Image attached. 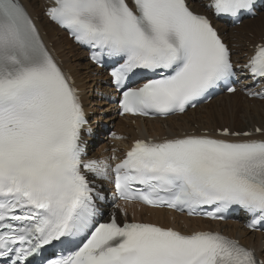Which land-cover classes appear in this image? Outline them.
Returning a JSON list of instances; mask_svg holds the SVG:
<instances>
[{"label":"snow or ice","instance_id":"obj_1","mask_svg":"<svg viewBox=\"0 0 264 264\" xmlns=\"http://www.w3.org/2000/svg\"><path fill=\"white\" fill-rule=\"evenodd\" d=\"M257 7L258 0H46L43 11L92 63L110 66L121 115L166 118L217 90L235 93L241 73L264 82V38L239 65L213 25L237 23ZM248 95L264 99V91ZM87 124L78 88L22 0H0V264H264L217 231L121 224L115 214L102 222L104 196L94 182L108 180L116 199L189 217L223 220L238 208L248 229L264 231V127L136 139L113 165L86 158Z\"/></svg>","mask_w":264,"mask_h":264},{"label":"bare ground","instance_id":"obj_2","mask_svg":"<svg viewBox=\"0 0 264 264\" xmlns=\"http://www.w3.org/2000/svg\"><path fill=\"white\" fill-rule=\"evenodd\" d=\"M41 1L43 3V0H22V3L25 5L27 10L30 12V14L32 16L36 17L35 23H36L39 31L42 32V35H41L42 39L46 42L52 41V40L54 41L51 45L55 50L56 57H58L63 68H66L67 71L70 72L75 84L81 89V94H82L81 100L84 101V104L86 102H88L87 101L88 100L87 92L92 87H95L96 91H98L100 89L102 92H105L103 95H101V97L103 96L106 100H108V97H106V96L108 95L109 87L107 86V81L105 80L106 75L104 74V72L102 70L92 66V64L89 63L88 61H85L84 66L81 64L83 67L86 68V70L83 73L81 71L82 66L79 63H77V61L74 62L72 58L69 59V55L73 56L75 58H86V57H85V53L83 50H80L76 45H74L73 43L68 41L64 37V35L62 34V31H60L53 23L48 21L44 15L40 14V5L42 4ZM197 10H202V9H197ZM259 16H257L258 18L254 17L252 19L246 20L243 23L244 26L241 27L242 29L239 32L236 30L237 27L236 28H229L226 25H223L218 21L215 22V25L218 27L220 33L222 34V36L226 40H228V38H230V39H232L231 40L232 42L238 43V47H237L238 49H244V46H243L244 44L242 41H246V42H248V44H251V43L253 44L256 41L261 40L262 36L264 35V12L260 13ZM250 32L253 33L254 37H251V36L247 37L246 36V33L249 34ZM57 34L59 35L58 37L56 36ZM62 49H63V51H62ZM57 50L60 53V55L58 54ZM247 50L248 49L245 48L243 51H247ZM67 54H69V55H67ZM60 56L62 58H60ZM93 72H100L98 77H100L102 75V77H100V78H102L105 81V86L100 87L99 82L96 83L95 80L92 81L93 85L91 83L88 84L86 82L87 78ZM96 78L97 77H94V79H96ZM235 93L223 94L219 97H216L215 99H213V101H210L207 104H203V105L196 107L195 110H193V109L187 110V112L185 114L174 115L171 117H167L165 119H161V118L140 119L138 117H135L134 121H133L134 126L129 124L131 122V119H129L127 117H118V116H115L114 113H112V115H109V117H110L109 119H112V118L116 119L115 121H113V123L115 122L114 124L116 125V127L118 129H120V132L124 133L121 140L119 139L120 141H118V139L117 140L115 139L116 141L115 140L114 141L115 142L118 141L117 144L122 146V145H127L129 139L134 137V136L135 137L159 136V138H162L164 135H166V137L179 136V135H182V132H185L187 134L189 132V130H194L195 132H198L199 129H208V130L214 131L216 128H219L223 125L210 124L207 120H203V118L200 119L201 118L200 113H201L202 109H205L211 103L217 102L218 105L220 106V108H216L213 105L214 106L212 108L213 111H215L216 113H219V114L231 113V108H234L237 105L236 99L234 98ZM229 95H231L230 99H228ZM223 98L226 99L224 104H222ZM244 99H246V102H244L245 104L248 102H253L255 104V106L245 108V110L243 112L238 114V118L240 120H242V122H243L242 126L235 127V125H231V126L229 125L227 127H230L234 130H253L255 128V126L264 127V123H261V122H264L261 120L262 119L261 116L264 114L262 111L263 108L261 109V107L259 108L256 106V104L259 106L261 101H259V100H254V101L248 100V98H245V97H244ZM224 105L228 106V111H229L228 113L226 111L223 112L225 109H223L221 107ZM246 105L249 106V103ZM87 108L88 107L86 106L85 110ZM94 110H95V108H94ZM205 111H207V109L204 110V113H205ZM191 113H195L197 116L191 120L192 122L189 123L190 119L188 117V114H191ZM208 116H209V114H208ZM224 117L225 116H223V118ZM212 119H214V118H212ZM92 120L94 121V117H92ZM161 122H163L167 126L165 128L162 127ZM192 123H196L197 125L194 127V125H192ZM224 123H226V121ZM110 140H112V139H110ZM107 144L108 143H103V145H106V146H107ZM91 145H92V142H91V139H89L88 157L95 155V153L92 152V150H90ZM114 152H115V153H113L114 156H118L120 153L119 150H115V149H114ZM104 155L108 157V153H103L101 156H104ZM104 161H106V158ZM99 180H100V182H103V183L105 182L104 179H99ZM132 208H133L132 211L134 214L138 213L140 216L144 215V217H142V219L156 221V222H159L160 224H163V225L169 224L168 219L165 218L169 214V212H167V211L159 210L158 208H152L151 209V208L141 207L139 209V212H137L135 210V206H132ZM173 217L178 218V219L181 218L182 222L184 224H186V226L188 228L189 227H193V228H196V227L223 228L224 231H227L229 234L235 236L242 243H246V244H249L252 247H254L257 254L259 256H262L264 259V235H261L258 233L247 232V230H245L244 228H242L241 230L238 231L237 226H236L237 223H233V222H224V223L211 222V221L203 220L200 218H188V217H185L182 215H177V214H173ZM179 224H181V222L178 221V223H173L172 226H174L176 228H181V226Z\"/></svg>","mask_w":264,"mask_h":264},{"label":"rangeland","instance_id":"obj_3","mask_svg":"<svg viewBox=\"0 0 264 264\" xmlns=\"http://www.w3.org/2000/svg\"><path fill=\"white\" fill-rule=\"evenodd\" d=\"M43 15V14H42ZM246 24V23H245ZM57 37L59 36L58 34L56 35ZM62 51H63V49H62ZM57 52H58V50H57ZM58 54L60 55V53L58 52ZM238 54V53H237ZM67 55H69V54H67ZM60 58H62L61 56H60ZM73 59V61L74 62H76L77 61V63H79L80 65L82 64L83 66H84V63H85V60L83 59V58H75V57H73V56H70L69 55V59ZM75 58V59H74ZM81 65V66H82ZM82 66V68H81V71L84 73V71L86 70V68L85 67H83ZM98 75H99V73H97V72H93V73H91V75L87 78V83L88 84H92V81H94L95 80V82L97 83V82H99V85H100V87H103V86H105V83H104V81H103V79H101L100 77H102V75L100 76V77H98ZM94 77H97L96 79H94ZM93 85V84H92ZM87 95H88V107H90L91 108V110H93V112H92V116H94L95 117V124L97 125V127L98 128H96V130H98V132H100V131H102L103 130V128L105 127V126H107V123H109V121L111 120V119H109L110 117H109V115H110V113H111V105H110V102L108 101V100H105V99H103V98H101V95L99 94V92H96V89H95V87H92V89L91 90H89L88 92H87ZM231 98V96H229L228 97V99H230ZM234 98L236 99V107H234V108H231V113H228L229 111H228V106H226V105H224V106H222L221 108H223V109H225L223 112H227L228 114H219V113H216L215 111H213L212 110V108L215 106L216 108H220V106L218 105V103L216 104V103H211L209 106H207L205 109H207V111H205V113H204V110L205 109H202V111H201V118L200 119H202L203 118V120H207L210 124H217V125H235L236 127H240V126H242L243 125V122H242V120H240L239 118H238V114H240L241 112H243L244 110H245V108H248V107H251V106H255V104L253 103V102H248L249 103V106H247L246 104H248V103H244V102H246V99H244V97H242L240 94H234ZM225 101H226V99L225 98H223V103L222 104H224L225 103ZM101 103V104H100ZM214 105V106H213ZM245 105V106H244ZM99 106V107H98ZM256 106L257 107H261V109H262V111H263V113H264V101H261V103L259 104V106L256 104ZM231 107V106H230ZM94 108H95V110H94ZM233 110V111H232ZM211 114H210V113ZM260 112V111H259ZM233 113V114H232ZM205 114V115H204ZM208 114H209V116H208ZM215 114V115H214ZM203 115V116H202ZM230 115V116H229ZM91 116V117H92ZM197 115L195 114V113H191V114H188V117H189V119H190V121H189V123L190 122H192L191 120L193 119V118H195ZM213 116V117H212ZM223 116H225L224 118H223ZM219 117V118H218ZM227 117V118H226ZM207 118V119H206ZM210 118V119H209ZM212 118H214V119H212ZM221 118V119H220ZM237 118V119H236ZM261 120L262 121H264V114L261 116ZM197 119V118H196ZM220 119V120H219ZM230 119V120H229ZM211 120V121H210ZM232 120V121H231ZM113 121L114 120H112V121H110V123H111V125L109 126V129H111L112 131H115V132H119L118 130H117V128L114 126V123H113ZM217 121V122H216ZM226 121V123H224ZM231 121V122H230ZM214 122V123H213ZM223 124H222V123ZM103 123H105V125H102ZM219 123V124H218ZM238 123V124H237ZM162 124H164V123H162ZM196 123H192V125H194V126H196L195 125ZM99 125V126H98ZM167 125L165 124V127H166ZM164 127V128H165ZM117 140L118 139V141H119V139L120 138H114V140ZM115 140V141H116ZM115 141H112V140H110V138H108V137H106V135H104V134H101V135H99V137H98V139H94V142H93V145H92V150L95 152L96 151V148L98 149L99 148V145H100V143L102 142V144L103 143H108V147L109 146H111V147H113V146H115V145H117L116 144V142ZM115 149H119L120 147H118V145L116 146V147H114ZM117 149V150H118ZM237 229L238 230H240V227L239 226H237Z\"/></svg>","mask_w":264,"mask_h":264}]
</instances>
